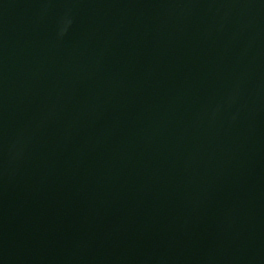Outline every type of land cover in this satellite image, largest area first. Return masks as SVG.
Masks as SVG:
<instances>
[{"label":"water","instance_id":"95a60500","mask_svg":"<svg viewBox=\"0 0 264 264\" xmlns=\"http://www.w3.org/2000/svg\"><path fill=\"white\" fill-rule=\"evenodd\" d=\"M0 264H264V0H0Z\"/></svg>","mask_w":264,"mask_h":264}]
</instances>
